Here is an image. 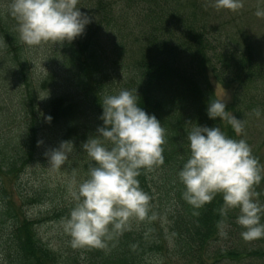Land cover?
<instances>
[{"label":"trees","instance_id":"1","mask_svg":"<svg viewBox=\"0 0 264 264\" xmlns=\"http://www.w3.org/2000/svg\"><path fill=\"white\" fill-rule=\"evenodd\" d=\"M8 3L0 0V264H228L264 259V245L254 246L241 236L222 242L230 226L242 230L235 222L238 209L222 216L220 194L193 207L182 198L177 177L188 155L190 128L195 123L218 126L250 145L261 175L253 185L254 198L264 204V193L258 191L264 185V156L246 138L264 116V43L247 23L241 20L235 30L222 31L213 0H78L90 22L82 35L65 41L61 71L51 70L36 82ZM11 71L19 72L23 86L17 105L2 98ZM211 76L234 88L226 111L242 121L239 134L226 119L206 114L207 103L217 99ZM55 83L65 91L43 98L41 91ZM121 89H136L139 106L164 129L162 163L142 169L137 177L149 196L146 215L130 217L105 248H73L64 230L52 246L40 229L67 217L70 191L86 177L90 163L80 146L103 124V97ZM63 140L73 143L74 152L62 166L50 168L44 153ZM37 207L45 210L31 213Z\"/></svg>","mask_w":264,"mask_h":264},{"label":"clouds","instance_id":"2","mask_svg":"<svg viewBox=\"0 0 264 264\" xmlns=\"http://www.w3.org/2000/svg\"><path fill=\"white\" fill-rule=\"evenodd\" d=\"M78 0H9L8 11L17 21L21 42L29 47L71 42L82 35L90 22L77 7ZM217 9L236 11L243 0H213ZM257 17L264 10L257 9ZM102 126L82 144L90 160L86 177L70 191L72 206L62 221L73 248H105L106 242L124 228L130 217L144 218L148 194L139 186L141 170L149 171L163 161L164 129L155 115L139 106L135 91L121 89L107 94L100 103ZM209 119L227 120L239 134L242 121L226 111V100L211 99ZM47 121L51 117H45ZM188 155L177 171L183 185L182 198L200 207L217 194L222 196V216L238 209L235 222L244 240L264 237L261 214L264 204L254 197L253 185L261 180L251 147L243 139L227 136L218 126L194 124L187 132ZM42 141H37L39 146ZM74 152L73 143L63 140L45 151L50 168L62 166Z\"/></svg>","mask_w":264,"mask_h":264},{"label":"rangeland","instance_id":"3","mask_svg":"<svg viewBox=\"0 0 264 264\" xmlns=\"http://www.w3.org/2000/svg\"><path fill=\"white\" fill-rule=\"evenodd\" d=\"M257 9L264 10V0H243V6L236 11H230L227 9H217L220 13L217 21L223 23L222 31L235 30L240 21L247 23L252 32H255L260 40L264 43V17H257L255 12ZM65 42L51 43L42 45L40 47H24V59L28 61V72L32 74L33 80L41 82L42 79L51 70L61 71L62 53ZM1 68V66H0ZM8 68L12 70L14 67L12 64H8ZM116 74L114 73L113 76ZM212 86L214 88L217 99L226 100V104H229L233 100L234 88H225L219 82L215 80L213 76L210 77ZM66 87L63 84L55 83L49 85L47 89L42 90L41 95L43 98H51L55 95H59L65 91ZM23 90L22 83L19 81V72L11 71L9 77L4 81L2 87V93L7 100H11L17 105L19 103V95ZM246 138L252 140L255 145L259 146L260 156H264V116L259 117L257 126L250 130V133L246 135ZM46 164L47 161H46ZM264 168V167H263ZM258 191L261 195L264 193V185L259 186ZM40 210H45L44 207H37L32 209L31 213H38ZM63 231L61 222H50L43 225L40 232L44 239L52 246H57L59 236ZM242 230L235 226H230L229 230L222 235V242L225 240H236L240 236ZM254 246L264 245V237L251 240ZM250 242V243H251ZM260 243V244H258ZM225 264V263H222ZM228 264H264V259H247L242 262H233Z\"/></svg>","mask_w":264,"mask_h":264}]
</instances>
